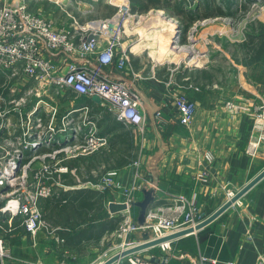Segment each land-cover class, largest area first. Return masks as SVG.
I'll use <instances>...</instances> for the list:
<instances>
[{
  "label": "crops",
  "instance_id": "crops-1",
  "mask_svg": "<svg viewBox=\"0 0 264 264\" xmlns=\"http://www.w3.org/2000/svg\"><path fill=\"white\" fill-rule=\"evenodd\" d=\"M176 1L186 12L202 9L207 1L211 7H220L223 17L229 14L222 7L226 4L223 1ZM54 2L27 0L31 11L43 14L46 10L48 15H44L58 26L71 23L69 14L83 21L105 18L94 14L106 9H109L107 17L115 12L108 0ZM171 12V9L153 8L143 15L146 18L143 24L126 25V40L132 45L130 67L119 70L117 63L103 67L116 79L134 81L135 89L142 93L146 115L143 133L118 121L97 97L55 93L46 97L54 105L58 104L59 116L75 110V121L84 124L83 132L94 129L106 139V144L95 153L65 162L72 172L60 174L56 179L66 184V188L58 187L55 195L41 201L45 226L32 237L16 220L13 230L5 233V247L10 256L0 260V264H93L104 257L106 244L115 237L127 208L125 202H129L131 214L138 221L144 210L147 213L150 208L168 204L179 195H196L202 212L210 216L226 202L225 186L239 191L264 169V144L256 157L246 152L251 136L250 117L233 113L224 105L232 98L241 99L239 95L251 102L264 97L257 94L253 85L244 82L243 76L237 80L233 73L235 67L224 68L217 62L219 57H215L223 53L228 59L236 54V57L243 56L246 66L257 64H246L251 52L243 44L248 36L245 40L231 36L232 42H236L233 52L216 42L210 43L207 50L196 49L195 58L187 51L161 50V38L169 36L173 40L171 27L176 30V26L172 19L178 20L179 28L185 30L196 21L207 19L198 17L186 27L183 19ZM218 17L222 15L217 13L209 18ZM219 25L214 24L213 33ZM201 39L198 43L204 41ZM151 41L157 44L155 49L149 46ZM259 63H264V57ZM169 80L173 81L175 92L187 95L196 104V115L189 127L179 123L178 112L166 95ZM6 82L7 78L0 73V91L5 95L8 94V88L4 89ZM157 110L163 116L161 124L154 117ZM130 127L140 136H135ZM207 151L214 155L212 163L204 157ZM135 161H139V168L132 165ZM111 170H118L120 189L102 187V177ZM204 171L207 174L202 177ZM241 202V206H231L196 234L170 240L175 253L168 264H257L259 255L264 257V179L248 190ZM140 236L139 242L148 240L145 234ZM154 249L156 253H151ZM140 254L157 257L163 253L158 247H152ZM180 254L187 258L182 260ZM201 258L206 260L201 262Z\"/></svg>",
  "mask_w": 264,
  "mask_h": 264
},
{
  "label": "built area",
  "instance_id": "built-area-1",
  "mask_svg": "<svg viewBox=\"0 0 264 264\" xmlns=\"http://www.w3.org/2000/svg\"><path fill=\"white\" fill-rule=\"evenodd\" d=\"M108 3L115 8L112 15L82 21L69 14L71 23L64 26L31 11L27 0L16 3L4 0L0 4V73L7 78L4 89L8 88L7 95L0 91L1 261L10 256L5 247V233L13 230L16 220L32 237L45 226L41 201L55 195L58 187L66 188V184L56 179L60 174L72 172L65 162L95 153L106 144V139L94 129L83 132L84 124L75 121V110L59 116L58 104L46 97L54 93L97 97L118 121L142 133L146 129L142 93L135 89L134 81L116 79L104 71L105 66L114 63L119 70L130 67L132 45L126 40V25H138L143 14L131 12L130 0H108ZM209 20L193 24L197 26ZM172 22L176 26L172 40L175 50L190 49L187 52L195 58V44L181 45V23L176 19ZM173 86L172 80L166 82V95L178 112L179 123L189 127L196 115V104L187 95L175 92ZM224 105L233 113L250 117L251 136L246 152L256 157L264 144V98L253 102L232 98ZM82 114L85 115L84 110ZM154 117L158 124L164 122L160 110ZM204 157L209 163L214 159L210 151ZM132 165L139 168V161ZM202 173V177L207 174ZM118 175V170L107 171L102 177V187L120 189ZM224 188L226 201L237 193L228 186ZM125 204L126 211L115 232L122 239L120 252L131 245L125 242V237L134 233L147 234L149 241L188 229H193L190 234H196V227L208 217L196 195H179L168 204L150 208L143 224L133 219L129 202ZM241 205L239 199L232 207ZM155 247L163 254L157 257L131 254L127 256L129 264H168L172 242L165 241ZM180 257L187 258L185 254ZM205 260L201 258V262ZM257 264H264L263 255H259Z\"/></svg>",
  "mask_w": 264,
  "mask_h": 264
},
{
  "label": "rangeland",
  "instance_id": "rangeland-1",
  "mask_svg": "<svg viewBox=\"0 0 264 264\" xmlns=\"http://www.w3.org/2000/svg\"><path fill=\"white\" fill-rule=\"evenodd\" d=\"M48 1L56 2L60 0H48ZM62 1L65 2L67 0H62ZM72 1L73 3L75 2V0H72ZM197 1H201V0H194L195 3ZM217 1L219 2L223 1L226 3L225 5L223 4L222 7H224V11L229 14H227V16L225 17L223 16L218 17L219 19L211 18V20H209L208 22L203 23V24L199 23L197 26L195 24H192L189 28H187V30H185V28H182V29L179 28L181 30V42H180L181 45L191 46L195 44L194 49L207 50V47L209 46L210 43L216 42L218 45L220 44V46H222L223 49L225 50L230 49L233 52L235 51L234 49H235L236 42H232L231 39L233 37L231 36L237 37L235 39L240 38V40H245L248 34L256 32L254 26H256L257 23L264 21V3L262 0H217ZM191 2H193V0ZM43 12L48 15L46 10H44ZM108 12H109V9H106L101 12H96L94 16L95 17H107L106 15ZM147 14L148 13H143V15H147ZM201 21L202 20L200 19L196 21V23L201 22ZM215 23H218L220 25H219V28L215 29V31L216 30L217 31L213 33L214 29L212 28L214 27ZM195 27L196 29H194ZM141 29L142 27L140 26L139 31H142ZM127 31L129 30L127 29ZM205 31H208V32H205ZM213 35H215L216 38H213ZM193 37L195 39H193ZM131 38L136 39L134 35H132ZM201 38H203L204 41H202L201 43H198L199 41L202 40ZM148 44L149 46H152L153 48L156 47L155 45H157L155 41H151L150 43L148 42ZM215 55H218V56H215V57H219L217 58L218 59L217 62H220L224 68H228V67L234 68L235 67V70L233 73L235 74L237 80L241 78L240 76H243L244 82H247L248 84L253 85L257 89V92H258L257 94L260 97H264V63H257L249 67L244 64L245 59L243 58V56L236 57V54H234V56L231 55L230 58L227 59L224 57L223 53H219V54L217 53ZM235 64L239 66V68L236 67ZM239 96L242 99L245 98L244 95H239ZM130 131H132L135 134V136L136 134L139 135V132L135 131L132 127H130ZM145 218H146V215H145ZM136 222L139 223V220ZM142 234L144 236L145 233H142ZM142 234L139 232V235L132 234L128 237H125V242L128 244H131L130 246H128V249L135 247L141 243H144V242H139L140 240L139 237H141L140 235ZM145 236L148 239V235L145 234ZM121 241L122 239L121 238L118 239L117 235L111 238L109 242L106 244V251H105L104 257L98 258L93 264L103 263L110 257L118 254L121 251V249H119V244L121 243ZM146 241H149V240H146ZM142 251L136 252L134 254H139L140 256H143L140 254V252ZM152 252L156 253V250L154 249L151 251V253ZM174 253L175 252L172 251V253L170 254L173 256ZM115 264H129L128 257L125 259H122L120 262H117Z\"/></svg>",
  "mask_w": 264,
  "mask_h": 264
},
{
  "label": "trees",
  "instance_id": "trees-1",
  "mask_svg": "<svg viewBox=\"0 0 264 264\" xmlns=\"http://www.w3.org/2000/svg\"><path fill=\"white\" fill-rule=\"evenodd\" d=\"M130 2L131 12L134 14L147 13L153 8L171 9L172 15L182 18L186 27L198 17L209 18L216 16L217 13L224 16V12L220 7H211L207 1H204L203 8L196 10V12H186L180 2L176 0H130ZM254 27L256 32L248 34V41L243 44V48L251 52L246 63L248 65L259 63L264 57V23H257Z\"/></svg>",
  "mask_w": 264,
  "mask_h": 264
},
{
  "label": "water",
  "instance_id": "water-1",
  "mask_svg": "<svg viewBox=\"0 0 264 264\" xmlns=\"http://www.w3.org/2000/svg\"><path fill=\"white\" fill-rule=\"evenodd\" d=\"M191 55H189L188 57H190ZM264 179V169L262 171H260L255 177H253L245 186H243L239 191H237L236 195L231 199L226 201L223 205H221L212 215L208 216L203 222H201L197 227L196 230H200L203 227H205L206 225L210 224L211 222H213L215 219H217L220 215H222L225 211H227L233 203H235L237 200L241 199L247 192L248 190H251L254 186H256L261 180ZM145 209L147 207V205H144ZM145 215H146V211L144 210L141 214V216L139 217V223L143 224L145 221ZM191 232H193V229H188V230H183L182 232H177L174 233L170 236L167 237H163V238H159V239H155V240H151V241H146L144 243H141L135 247H132L130 249H127L121 253H118L112 257H110L109 259H107L106 261H104L102 264H115L117 262H119L121 259H124L125 257L134 254L136 252L148 249V248H152L155 247L157 245H159L162 242L165 241H170L176 238H182V236L188 235Z\"/></svg>",
  "mask_w": 264,
  "mask_h": 264
},
{
  "label": "bare ground",
  "instance_id": "bare-ground-1",
  "mask_svg": "<svg viewBox=\"0 0 264 264\" xmlns=\"http://www.w3.org/2000/svg\"><path fill=\"white\" fill-rule=\"evenodd\" d=\"M146 18H144V17H142V18H140V22H138V24L139 25H141V24H143V21L145 20ZM138 26V25H137ZM174 31H175V29L173 28V27H171V32L172 33H174ZM158 35V34H157ZM152 45V44H151ZM159 48L161 49V50H164V49H172V50H175V48H177L176 46L174 47V43L172 42V39H171V37H169V36H166V37H163V38H161V40L159 41ZM190 49H187V48H183V49H181L180 51H184V52H186V51H189ZM179 55V54H178ZM119 253H121V252H119ZM125 259V258H124ZM122 260V259H121ZM120 260V261H121ZM119 261V262H120ZM99 264V263H98ZM100 264H102V263H100Z\"/></svg>",
  "mask_w": 264,
  "mask_h": 264
}]
</instances>
